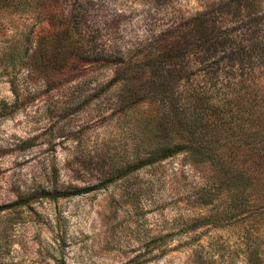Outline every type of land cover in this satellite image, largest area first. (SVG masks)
I'll return each instance as SVG.
<instances>
[{
  "label": "rangeland",
  "instance_id": "rangeland-1",
  "mask_svg": "<svg viewBox=\"0 0 264 264\" xmlns=\"http://www.w3.org/2000/svg\"><path fill=\"white\" fill-rule=\"evenodd\" d=\"M222 1L237 34L247 14L235 8L242 0L68 2L74 19L84 8L89 39H57L47 19L3 15L0 264H264V213L228 212L245 198L220 184L209 162L186 152L156 160L142 126L155 123L158 105L127 111L121 81L110 83L114 68L94 62L101 53L147 57L195 39L193 18ZM256 3L264 16V0ZM70 40L88 62L34 71V58L64 59ZM207 72L190 63L187 86L202 84Z\"/></svg>",
  "mask_w": 264,
  "mask_h": 264
},
{
  "label": "trees",
  "instance_id": "trees-1",
  "mask_svg": "<svg viewBox=\"0 0 264 264\" xmlns=\"http://www.w3.org/2000/svg\"><path fill=\"white\" fill-rule=\"evenodd\" d=\"M68 2L73 0H0V27L3 15H27L35 21L49 20L57 39H89L83 32L84 8L74 19L66 11ZM256 4V0L236 3L237 11H247L237 34L222 17L226 15L222 1L215 12L193 18L195 39H182L147 57L120 53L116 61L101 53L94 60L114 68L110 83L121 81L127 111L137 112L147 103L158 105L155 123L142 126L149 132L144 140L156 160L186 152L216 166L219 183L227 184L234 197L245 198L243 208L229 209L233 215L264 213V16L254 13ZM62 46L68 51L64 59L55 57L40 65L34 58V71L57 74L89 61L74 55L73 41ZM190 63L207 66L202 84L187 86L191 77L184 72ZM207 219L206 214L198 221Z\"/></svg>",
  "mask_w": 264,
  "mask_h": 264
}]
</instances>
